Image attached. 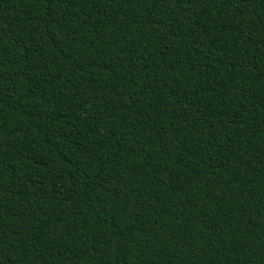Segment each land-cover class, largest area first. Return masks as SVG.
<instances>
[{
    "label": "trees",
    "instance_id": "trees-1",
    "mask_svg": "<svg viewBox=\"0 0 264 264\" xmlns=\"http://www.w3.org/2000/svg\"><path fill=\"white\" fill-rule=\"evenodd\" d=\"M0 264H264V0H0Z\"/></svg>",
    "mask_w": 264,
    "mask_h": 264
}]
</instances>
